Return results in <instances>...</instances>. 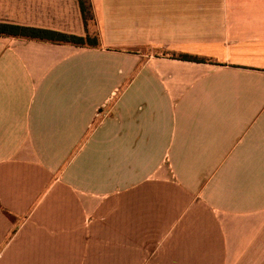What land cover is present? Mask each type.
I'll list each match as a JSON object with an SVG mask.
<instances>
[{"label": "crops", "instance_id": "0c3cea01", "mask_svg": "<svg viewBox=\"0 0 264 264\" xmlns=\"http://www.w3.org/2000/svg\"><path fill=\"white\" fill-rule=\"evenodd\" d=\"M89 1L0 36V264H264V0Z\"/></svg>", "mask_w": 264, "mask_h": 264}, {"label": "trees", "instance_id": "16d2710c", "mask_svg": "<svg viewBox=\"0 0 264 264\" xmlns=\"http://www.w3.org/2000/svg\"><path fill=\"white\" fill-rule=\"evenodd\" d=\"M78 5L84 22H87V19L93 18L89 0H78ZM0 36H12L89 47L96 46L99 41L97 37L84 38L82 36L67 34L51 29L12 24L8 22H0ZM178 58L185 60L203 61L201 58L187 54H181L178 56Z\"/></svg>", "mask_w": 264, "mask_h": 264}, {"label": "rangeland", "instance_id": "374dc122", "mask_svg": "<svg viewBox=\"0 0 264 264\" xmlns=\"http://www.w3.org/2000/svg\"><path fill=\"white\" fill-rule=\"evenodd\" d=\"M21 13L24 14V0H0V18H5V16L7 15L11 19H16V18L20 19V17H16V16L17 15L20 16ZM0 22H4V21H0ZM82 22L84 24L85 33L83 35H78V36H82L84 38L97 37L99 40L98 31H97L96 23L94 19L93 18L87 19V22H84L82 18ZM8 23H12V22H8ZM12 24H17V23H12ZM19 25H22V24H19ZM64 33L73 34V33H68V32H64ZM73 35H77V34H73Z\"/></svg>", "mask_w": 264, "mask_h": 264}]
</instances>
